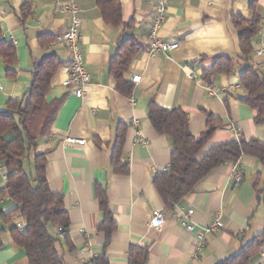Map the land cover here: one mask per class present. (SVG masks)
Returning a JSON list of instances; mask_svg holds the SVG:
<instances>
[{"label": "crops", "instance_id": "crops-1", "mask_svg": "<svg viewBox=\"0 0 264 264\" xmlns=\"http://www.w3.org/2000/svg\"><path fill=\"white\" fill-rule=\"evenodd\" d=\"M70 1L80 9V50L89 75L82 99L62 86L70 53L57 38L67 31L70 21L60 7ZM116 1L121 26L105 22L95 0H0V44H10L15 53L12 65L0 57V109L10 99H25L37 64L51 56L61 63L46 101H63L51 136L40 141L36 150L48 151L47 182L53 193L63 196L69 218L55 249L64 264H87L101 255L105 233L97 227L104 220L99 198L105 196L115 226L105 250L108 264H128L132 246L148 249L146 264H217L234 258L264 235V199L255 189L257 182L258 190L264 187V168L252 157L220 166L200 181L194 192L166 209L152 179L168 168L171 145L152 128L147 106L153 102L167 110L180 109L196 138L205 134L207 116L214 118L218 125L204 153L239 138L264 141V127L254 124L256 112L244 103L246 92L239 77L247 63L242 60L232 25L233 15L260 19L262 34L252 44L248 64L264 69V56L255 55L264 50V0H167L156 38L178 47L155 57L147 54V46L157 0ZM23 5L31 7L26 18H21ZM128 39L138 51L123 76L132 85L124 95L116 89L109 63ZM218 57L231 58L234 69L207 78L205 74ZM8 70L11 76H7ZM136 75L140 81L133 83L131 78ZM119 125L126 127L120 159L128 166L126 174H115L110 167ZM66 137L85 143L69 144ZM32 157L31 153L28 161ZM235 173L241 176L239 184L233 180ZM5 185V170L0 164V190ZM15 208L11 200H0V264H27L24 253L9 236L20 218L4 220ZM189 210L193 213L187 224L192 231L182 225V215ZM157 212L163 213L164 223L154 228L151 221ZM216 218L222 228L204 235L202 248L195 251L199 228ZM52 233L57 235L56 229ZM254 248L247 264L258 261L262 243H254Z\"/></svg>", "mask_w": 264, "mask_h": 264}, {"label": "trees", "instance_id": "trees-1", "mask_svg": "<svg viewBox=\"0 0 264 264\" xmlns=\"http://www.w3.org/2000/svg\"><path fill=\"white\" fill-rule=\"evenodd\" d=\"M95 1L105 22L113 26L123 24L120 5L116 0ZM30 13L31 7L23 5L21 18H26ZM232 25L237 32L242 60L247 63L239 77L240 86L246 92L244 103L256 112L254 124L264 127V69L248 64L261 21L257 17L245 19L241 15H233ZM137 51L138 46L132 39L125 40L109 63L116 89L121 94L127 95L132 89L131 83L125 81L123 76ZM0 57L7 65H12L15 61L13 47L8 43L0 44ZM60 65L54 56L45 58L33 69L25 99H10L0 109V164L6 176V185L0 190V200L9 199L16 206L14 211L4 217L5 221H9L12 216H18L25 223L23 232H18L14 226L9 230V236L11 242L24 253L27 264H64L55 249L59 242L58 236L52 230L62 228L65 233L69 226L68 214L63 196L53 193L47 182L48 151L36 153L40 141L51 136L56 114L63 101V98L50 103L46 101L51 80ZM233 69L231 58L218 57L205 75L208 78L219 73L228 74ZM6 74L11 76L13 73L8 70ZM147 116L156 133L165 136L171 145L168 168L156 173L152 179V185L166 209H171L185 196L194 192L197 184L220 166L237 164L242 157H252L264 168V141L257 139L245 141L239 138L215 145L204 153L203 148L218 125L210 115L207 116L206 132L200 138L190 134L189 119L180 109L167 110L150 102ZM125 132L126 127L119 125L110 162L115 174L128 172V166L120 163ZM31 153L32 178L24 171V162ZM258 188L257 182L255 189L264 199V187L260 190ZM99 206L104 213V220L97 227V231L105 233V242L101 255L92 258L87 264H108L105 250L115 226L107 211L105 196L99 198ZM1 235L2 231L0 237ZM263 241L264 235L257 237L237 256L217 264H247L248 257L255 250L254 243L260 245ZM147 258L146 247H130L128 264H146Z\"/></svg>", "mask_w": 264, "mask_h": 264}, {"label": "built area", "instance_id": "built-area-1", "mask_svg": "<svg viewBox=\"0 0 264 264\" xmlns=\"http://www.w3.org/2000/svg\"><path fill=\"white\" fill-rule=\"evenodd\" d=\"M167 0H157L154 12H153V22L150 29V42L147 46V54L150 57H155L161 54H165L177 49V43H163L157 40L156 34L160 29L163 21L164 15L166 11ZM60 11L62 13L68 14L70 21L67 31L60 37L57 38V42H59L62 46H64L70 53V62L68 66L67 78L63 81L62 86L69 89L70 93L75 97L82 99L85 93V87L89 82V75L84 68L83 56L80 50V40H81V21L79 18L80 9L77 5L70 1L67 5H63L60 7ZM262 34V28L257 30V36ZM257 57L264 56V50L259 49L255 52ZM133 83H138L140 81L139 76H133L131 78ZM234 87H230L229 90H232ZM212 93V92H211ZM133 125H135L136 121H131ZM69 144H77L83 145L85 143L84 140H75L70 137H66L64 140ZM236 184L241 182V176L238 173L234 174L233 178ZM193 213L192 210L187 211L184 215H182L184 221L182 225L188 230L192 231V226L187 224L189 221V217ZM164 223V215L162 212H157L154 215V218L151 221V226L154 228H159ZM15 228L18 232H23L25 229V223L20 218L15 223ZM222 228V224L219 218L214 219L210 224L201 226L199 228L198 235L196 237V245L195 251H198L202 248L204 243V235L208 233H212ZM56 233L58 238H62L65 234L62 228H57ZM258 261L255 264H264V241L262 243V248L258 254Z\"/></svg>", "mask_w": 264, "mask_h": 264}, {"label": "rangeland", "instance_id": "rangeland-1", "mask_svg": "<svg viewBox=\"0 0 264 264\" xmlns=\"http://www.w3.org/2000/svg\"><path fill=\"white\" fill-rule=\"evenodd\" d=\"M29 165V167H28ZM24 171L29 175L30 178L33 177V166H32V162L26 160L24 162Z\"/></svg>", "mask_w": 264, "mask_h": 264}]
</instances>
